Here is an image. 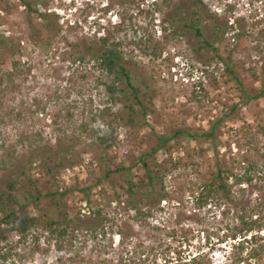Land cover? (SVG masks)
Listing matches in <instances>:
<instances>
[{
	"label": "rangeland",
	"instance_id": "obj_1",
	"mask_svg": "<svg viewBox=\"0 0 264 264\" xmlns=\"http://www.w3.org/2000/svg\"><path fill=\"white\" fill-rule=\"evenodd\" d=\"M31 1L38 12L30 13L21 0H0V183L15 177L38 149L52 147L60 154L54 159L58 162L64 149L73 147L78 162L57 171L53 188L38 161L30 175L40 179L44 193H64L61 209L98 230L95 236L80 235L63 252L48 237L36 243L29 239L16 246L10 262L53 263L71 255L79 264H95L121 252L128 259V250L136 248L149 254L146 264H190L199 253L201 264H236L240 250L232 248L227 235L244 208L264 203V96L247 101L234 75L249 89L264 84V0ZM199 1L202 36L178 8ZM40 12L53 23L56 17V32L47 29ZM216 27H221L217 35ZM3 38L14 49L3 46ZM89 47L113 53L126 67L148 106L146 124L115 125L113 130L103 122L100 115L107 107L127 116L120 92L126 78L109 58L106 67L98 64ZM12 61L19 62L20 72L3 99V75L12 70ZM8 111L12 117L5 116ZM226 114L217 150L206 139L171 142L166 157L172 170L165 179L169 197L160 206L144 208L141 193L147 180L141 166L131 171L133 181L142 183L136 195L127 184L122 188L104 177L108 168L132 165L153 145L155 134L207 129ZM97 134L107 136V146H96ZM217 159L234 175V203L201 193ZM252 165L248 184L243 173ZM55 212L62 219L46 197L22 210L15 225L27 216ZM101 220L104 226L96 224ZM4 229L16 242L14 228ZM119 231L125 234L124 249ZM143 257L136 255L137 260Z\"/></svg>",
	"mask_w": 264,
	"mask_h": 264
},
{
	"label": "trees",
	"instance_id": "obj_2",
	"mask_svg": "<svg viewBox=\"0 0 264 264\" xmlns=\"http://www.w3.org/2000/svg\"><path fill=\"white\" fill-rule=\"evenodd\" d=\"M22 3L27 7L30 13L38 12V10L33 6L31 0H21ZM191 7V8H190ZM203 5L199 1L196 6L185 4L178 7L181 12H186L187 16L190 17V21L193 23L189 27L197 30V35L202 36L200 31V26L198 24L202 20L203 16ZM39 15L45 21V26L49 31L56 32L58 30V22L55 18L53 23L52 18L47 13L40 12ZM214 27V26H213ZM221 31V27H216V35ZM9 44L11 49H14V45L10 43L7 38H3V46ZM92 51L94 59L102 67L107 63V59L112 64H117L118 68L122 71V74L126 78V87L120 88V92L125 96L127 104L125 108L127 109V116L114 112L112 107H107L101 112V117L103 122L107 127L116 128L115 125H132L137 126L139 124H146V117L148 116V106L144 104L143 97L140 89L132 81L128 70L123 64L117 62V57L113 53L110 54L109 51ZM84 54V53H82ZM80 54V57L84 59L85 55ZM12 70L6 75H3V99L6 95V91L9 88H14L15 78L17 72L20 70L19 62L12 61ZM106 67V65H105ZM235 80L241 86V90L245 93L247 101L260 98L264 96V84L260 88L249 89L242 82L240 76L234 75ZM2 80V79H1ZM202 85V82L200 83ZM110 92H115L114 89H110ZM114 96V95H112ZM132 101L133 103H128ZM235 106L231 107L233 111ZM231 112H229L230 114ZM7 114V115H6ZM5 114L6 117H12L13 112L8 111ZM226 114L225 117L217 118L211 121L209 128L204 129L192 128V127H182L174 130L173 132L167 134H155V140L150 149L143 150L140 155L134 159L132 165L125 166H115L113 169L108 168L105 172L104 177L110 180L112 183L125 187L128 185V190L132 194L137 193L136 188L142 183H136L133 181L132 169L134 166H141L145 170L146 187L147 190L142 192L144 208H154L160 206L162 202H166V198L169 197L166 191L165 179L167 175L171 172V168L168 167L169 159L166 157L169 151L170 144L175 139H185L187 141L193 139H206L210 140L213 144L215 150H217V144L219 136L222 133L223 123L226 118L230 116ZM20 115V113H19ZM264 133V127L261 128ZM28 137V136H27ZM99 139L98 148L102 145L107 146L108 138L107 136L98 135ZM24 140L21 135L19 141ZM92 144V143H91ZM90 144V146H91ZM4 146V144H3ZM110 144H108V147ZM111 147V146H110ZM93 148V147H90ZM65 157H60L58 162H55V157L60 156L56 153L52 147L46 146L44 149H38L33 152V158L28 161V163L20 166V172L13 178H10L6 183H0V264H17L11 263L10 258L13 256L12 251L19 244H25L29 239L34 240L35 243L38 242L42 237H48L49 240H54V246L56 251L63 252L66 248H72L75 242L78 240L80 235L87 237V232H95L98 229H94L91 225H85L84 220L81 218L71 217L66 210H62L61 207L65 204L63 200L64 193H57L56 191L52 193H44L43 187L39 184L40 179H36L30 175V167L34 162L39 163L40 167L49 174L46 182L52 185V188L56 186L57 183V171L69 166H73L78 162V158L74 155V148H65ZM16 148L13 147L12 152L14 153ZM11 151H7L10 155ZM159 152H163V156H159ZM30 155V153H29ZM67 157V158H66ZM253 165L244 170L243 179L246 183L250 184L253 180V175L251 173ZM230 173V174H229ZM208 179L203 182L201 188V193H207L206 196L220 195L223 199H226L234 203L236 198V191L234 190V179L233 174L228 168H224L219 159L216 161V166L214 169L209 171ZM58 194V197H57ZM136 195V194H135ZM48 197L51 204L56 205L57 210L63 216L62 219L56 217V212L52 215H34L27 216L24 218L22 224L16 226L15 224L21 220V211L30 207L37 206L43 200V198ZM134 198V197H133ZM119 203V197L116 198ZM134 202V200H132ZM133 206H137L134 204ZM60 208V209H59ZM137 208V207H136ZM105 218V217H104ZM96 224L104 226L102 220L96 222ZM5 226H11L16 231L17 241H10L9 236L5 233ZM97 228V226H96ZM104 232V228H102ZM85 232V233H84ZM119 234V244L123 246L124 249V235L122 231L117 232ZM227 238L233 241L232 248L240 250V257L235 260L236 264H264V203H255L249 208H244L241 213L237 216V221L233 223L229 235ZM228 239H223L226 241ZM222 241V242H223ZM39 245L35 246L38 249ZM123 251V250H121ZM136 248L128 250L131 253V257L126 259L123 252L119 254L115 259H109L104 262H98L95 264H127L126 262H131L133 264H146L149 259V254L147 255L145 251H138ZM127 253V254H128ZM17 254V253H16ZM144 256L143 258L136 259V255ZM192 263L190 264H201L203 262V256L199 253L192 257ZM42 264H79L75 257L71 255H66L57 257V260L53 263H42Z\"/></svg>",
	"mask_w": 264,
	"mask_h": 264
}]
</instances>
